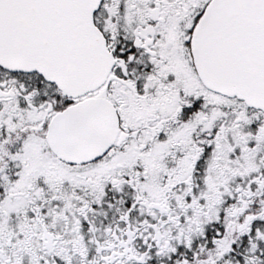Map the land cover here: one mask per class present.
Wrapping results in <instances>:
<instances>
[{
  "label": "snow or ice",
  "instance_id": "snow-or-ice-1",
  "mask_svg": "<svg viewBox=\"0 0 264 264\" xmlns=\"http://www.w3.org/2000/svg\"><path fill=\"white\" fill-rule=\"evenodd\" d=\"M0 264H264V0H0Z\"/></svg>",
  "mask_w": 264,
  "mask_h": 264
}]
</instances>
